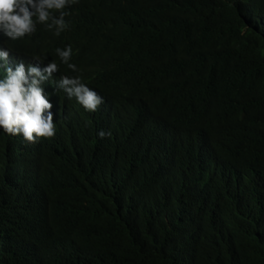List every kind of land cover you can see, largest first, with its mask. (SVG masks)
I'll use <instances>...</instances> for the list:
<instances>
[{
	"label": "trees",
	"instance_id": "trees-1",
	"mask_svg": "<svg viewBox=\"0 0 264 264\" xmlns=\"http://www.w3.org/2000/svg\"><path fill=\"white\" fill-rule=\"evenodd\" d=\"M99 1L16 49L70 45L118 139L0 132V264H264V0Z\"/></svg>",
	"mask_w": 264,
	"mask_h": 264
},
{
	"label": "clouds",
	"instance_id": "clouds-1",
	"mask_svg": "<svg viewBox=\"0 0 264 264\" xmlns=\"http://www.w3.org/2000/svg\"><path fill=\"white\" fill-rule=\"evenodd\" d=\"M104 2L100 0L96 9ZM80 3L81 0H0V132L6 133L18 148L49 137L70 149L90 134L91 128L97 130L93 139L96 144L105 135L107 139L116 138L108 130L117 108L101 89L74 73L78 69L70 62V45L56 48L54 60L42 56V48L36 55L16 49L21 40L34 43L39 37L59 36L68 28L66 20ZM102 113L100 122L106 133H98Z\"/></svg>",
	"mask_w": 264,
	"mask_h": 264
},
{
	"label": "bare ground",
	"instance_id": "bare-ground-1",
	"mask_svg": "<svg viewBox=\"0 0 264 264\" xmlns=\"http://www.w3.org/2000/svg\"><path fill=\"white\" fill-rule=\"evenodd\" d=\"M19 46H23L24 45V42L21 40L17 43ZM24 49V47H22ZM31 60V59H30ZM56 98H58V96H56Z\"/></svg>",
	"mask_w": 264,
	"mask_h": 264
}]
</instances>
